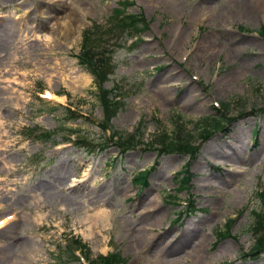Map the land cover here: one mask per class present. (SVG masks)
<instances>
[{"label":"rangeland","instance_id":"374dc122","mask_svg":"<svg viewBox=\"0 0 264 264\" xmlns=\"http://www.w3.org/2000/svg\"><path fill=\"white\" fill-rule=\"evenodd\" d=\"M122 1L0 0V264H81L75 237L91 258L120 252L125 264H264V251L244 259L264 187V8L258 0H129L127 13L144 14L149 27L116 41L117 67L103 85L124 102L114 130L139 134L123 150L100 125L98 88L77 58L83 31L106 26ZM207 39L214 49L200 58ZM215 120L223 125L207 139L204 126ZM178 128L191 154L153 146ZM236 133L244 155L235 174L211 152L229 158ZM84 138L91 150L78 143ZM186 166L192 179L180 190ZM146 171L142 187L134 178ZM206 219L199 237L186 239Z\"/></svg>","mask_w":264,"mask_h":264},{"label":"trees","instance_id":"16d2710c","mask_svg":"<svg viewBox=\"0 0 264 264\" xmlns=\"http://www.w3.org/2000/svg\"><path fill=\"white\" fill-rule=\"evenodd\" d=\"M133 4L132 1H122L120 4L121 8L115 10L111 17L109 26L104 27L99 24H94L91 28L85 30L83 33L81 53L77 56L80 66L93 75L95 86L98 88L96 97L98 96L104 112V120L101 123V126L105 131L110 130L111 138L114 139L117 137V141L120 146H123V150L132 149L136 143H139L140 140L137 139L139 134L136 132L128 138H124L121 136V133L119 134L114 130L111 121L124 106V102L116 100L121 95V93L116 90L117 88L106 89L103 85L109 81V76L114 73L116 68L113 61V47L117 44L116 41L119 37L124 33L129 35H140L149 27V24L143 15L125 14V9ZM222 125L223 124L220 120H215L212 125H205L202 132L204 133L203 136H206L208 139L212 134V130H217L221 128ZM182 126L183 125L181 124L180 127ZM42 135L43 140H49L52 137V134L49 132H44ZM79 141H81L79 144H82L83 147H87L88 150H91L89 148V146L92 145L91 142L85 138ZM153 146H157V149H160L162 153L167 154L171 152L191 154L195 149L190 138L182 135V130H180V128H178L174 134H169L168 132L158 134L157 138L153 141ZM99 147L100 149H103L107 147V144H101ZM148 177V172L142 173L135 179V182L141 185H147L149 183ZM177 178L179 184L178 188H180V190H183L188 186L192 179V173L188 166H186L184 171L178 173ZM258 198L262 206L260 211L253 212L255 220L252 226V232L255 237V245L252 248V254L250 255L264 251V188L261 193H258ZM232 223L233 222L231 221L225 229V233L223 235L221 234L222 237L229 235ZM71 241L73 246L76 247V250H80L84 253L85 258L89 260L90 264L126 263V259H124L119 252L107 256H98L96 259H92L89 256L90 250L82 239L73 238ZM73 251L74 250H70L69 253L73 255Z\"/></svg>","mask_w":264,"mask_h":264},{"label":"bare ground","instance_id":"6f19581e","mask_svg":"<svg viewBox=\"0 0 264 264\" xmlns=\"http://www.w3.org/2000/svg\"><path fill=\"white\" fill-rule=\"evenodd\" d=\"M244 2V4H251V0H242ZM259 4L261 5V7L264 8V0H258ZM249 9L246 8V12L250 10V7H248ZM179 39V37H178ZM214 49V45L212 44V41H210L209 39L205 40L203 42V44L201 45L200 48H198V51L196 53V55H198V53H200V58H205L207 59L210 56H205L206 53L212 51ZM219 51V50H218ZM206 52V53H203ZM232 138H234V143H230L228 144V148L227 149H233L232 147H235V152L230 153V157L228 158L227 155H225L223 152L221 153V151H212L211 154H216L218 157H220V159H224L226 161V163H228L229 165H236L235 167V174L241 172L240 170H242V167L240 166L241 163H243V159H242V154L244 155V139L239 135V134H234L232 136ZM233 145V146H232ZM228 159V161L226 160ZM208 222V220H201L198 225L196 227H194V229H192L191 231H184L186 233V239L190 238V239H195L197 238V236L199 235L197 232L198 230H200L201 228H203L205 226V224ZM5 227V226H4ZM3 228V227H2ZM199 237V236H198ZM181 238V237H180ZM178 241V240H176ZM181 242V241H180ZM205 239L204 241H202L201 243L198 244V240H197V247L198 249H201V246L205 247ZM142 244V243H140ZM184 245V244H182ZM196 248V247H195ZM175 249L179 250L180 246H178L177 244L174 245L173 250L175 251ZM176 250V251H177ZM200 257V256H199ZM178 261H180V259H172L171 263L172 264H180Z\"/></svg>","mask_w":264,"mask_h":264}]
</instances>
